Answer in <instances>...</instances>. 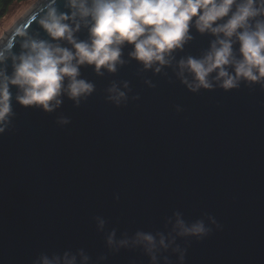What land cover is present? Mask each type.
<instances>
[{
	"label": "water",
	"instance_id": "obj_1",
	"mask_svg": "<svg viewBox=\"0 0 264 264\" xmlns=\"http://www.w3.org/2000/svg\"><path fill=\"white\" fill-rule=\"evenodd\" d=\"M46 4L67 12L63 0H45L16 28L47 39L38 25ZM12 32L6 41L19 54ZM76 35L86 39L87 29ZM193 36L177 59L206 50L211 37ZM129 50L114 74L81 68L95 91L79 105L62 97L43 113L13 101L0 135V264L79 249L93 262L104 255L105 264H148L139 250L109 253L93 218L103 217L119 237L163 231L175 211L190 222L215 221L205 239L177 241L187 248L185 264H264V91L241 84L191 93L175 62L154 73ZM4 67L10 73L11 61ZM113 83L126 92L120 106L106 99Z\"/></svg>",
	"mask_w": 264,
	"mask_h": 264
},
{
	"label": "clouds",
	"instance_id": "obj_2",
	"mask_svg": "<svg viewBox=\"0 0 264 264\" xmlns=\"http://www.w3.org/2000/svg\"><path fill=\"white\" fill-rule=\"evenodd\" d=\"M63 6L67 12L47 4L42 8L38 25L47 39L14 30L19 54L12 52L15 41L0 36V135L14 115L13 101L23 109L52 113L62 97L76 105L89 98L95 85L81 76V68L87 66L98 76L102 69L114 74L125 63V46L129 58L144 70L160 73L175 62L176 77L191 93L216 87L228 93L241 84L264 91V0H63ZM81 27L87 29L83 40L76 35ZM193 30L211 37L206 50L177 59L193 40ZM6 61H11L10 73ZM123 88L129 89L127 82ZM107 93V101L116 106L126 101V92L115 83ZM93 219L109 253L139 250L148 264H171L170 256L176 257L175 264H185L187 248L177 241H201L215 223L206 215L190 222L175 211L165 218L163 231L122 232L117 237L115 228L106 231L103 217ZM106 259L101 255L93 262L79 249L41 254L33 264H105Z\"/></svg>",
	"mask_w": 264,
	"mask_h": 264
},
{
	"label": "rangeland",
	"instance_id": "obj_3",
	"mask_svg": "<svg viewBox=\"0 0 264 264\" xmlns=\"http://www.w3.org/2000/svg\"><path fill=\"white\" fill-rule=\"evenodd\" d=\"M45 0H30L24 5L16 9L14 13L6 17V19L0 24V36L6 38L8 34L12 33L16 26L19 25L22 20L29 14L30 11L36 9V7Z\"/></svg>",
	"mask_w": 264,
	"mask_h": 264
},
{
	"label": "trees",
	"instance_id": "obj_4",
	"mask_svg": "<svg viewBox=\"0 0 264 264\" xmlns=\"http://www.w3.org/2000/svg\"><path fill=\"white\" fill-rule=\"evenodd\" d=\"M27 1L30 0H0V24Z\"/></svg>",
	"mask_w": 264,
	"mask_h": 264
},
{
	"label": "bare ground",
	"instance_id": "obj_5",
	"mask_svg": "<svg viewBox=\"0 0 264 264\" xmlns=\"http://www.w3.org/2000/svg\"><path fill=\"white\" fill-rule=\"evenodd\" d=\"M42 3H43V2L41 1V3H40L36 8H38ZM12 34H13V32L10 33V34H8V36L5 38V40H7L8 38H10Z\"/></svg>",
	"mask_w": 264,
	"mask_h": 264
},
{
	"label": "snow or ice",
	"instance_id": "obj_6",
	"mask_svg": "<svg viewBox=\"0 0 264 264\" xmlns=\"http://www.w3.org/2000/svg\"><path fill=\"white\" fill-rule=\"evenodd\" d=\"M35 19H37L35 16L31 17V20H35ZM31 20L26 21V23H31Z\"/></svg>",
	"mask_w": 264,
	"mask_h": 264
}]
</instances>
